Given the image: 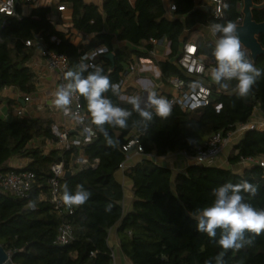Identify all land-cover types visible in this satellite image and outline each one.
<instances>
[{"label":"trees","instance_id":"obj_1","mask_svg":"<svg viewBox=\"0 0 264 264\" xmlns=\"http://www.w3.org/2000/svg\"><path fill=\"white\" fill-rule=\"evenodd\" d=\"M60 1L71 11V27L94 37L89 43L74 44L69 37L70 25L65 26L63 20L51 22L50 0L33 5L21 18L0 13V91L13 86L25 94L35 92V75L28 66L35 45L26 42L35 41L38 35L48 49L67 54L69 70H74L84 53L105 46L108 51L98 55L95 64L104 69L112 83L120 79L124 62L129 63L133 54H147L153 48L151 39L165 37L171 52L167 60L159 63L163 80L173 76L194 80L170 59L178 56L181 46L199 26L210 28L212 23L228 21L239 24L243 19V0H223L221 17L214 16L209 8L200 7L197 0H171L176 7L173 19L167 16L163 0H104L102 9L84 0ZM17 10L22 11L19 4ZM253 14L256 21H264V7L255 9ZM52 35L58 41H51ZM114 38L130 46L115 49ZM259 40L264 47V34ZM197 43L199 53L205 56L206 69L215 67L212 54L215 41L199 36ZM111 53L113 60L109 57ZM252 62L264 69V55ZM235 84L234 80L229 82V89L224 90L212 83L210 105L193 111L172 108L166 119L154 116L147 129L134 125L140 119L135 112L126 129L105 125L109 135L119 141L118 146H108L103 135L96 132L94 140L84 147L93 165L76 169L69 165V160L72 151L78 153L77 149L44 151L43 142L55 140L50 118L28 117L20 111L10 120L0 116V171L30 170L36 175L25 197L0 189V244L20 264H114L108 238L117 225L120 248L132 264H206L209 260L215 264L213 258L222 251L216 243L219 230L216 240L198 233L191 216L197 209L213 203V188L241 180L259 186L255 197L245 194V198L253 207L264 209V166L254 164L237 172L230 167L193 162L184 171L174 173L169 167L143 157L124 170L133 190L128 212L123 209L124 187L116 173L127 156L123 146L134 137L138 140L135 148L141 146L143 155L185 152L194 156L200 138H209L217 131L224 134L235 131L239 125L249 123L257 109L264 115V76L244 98L232 91ZM105 95L114 104L131 110V105L111 91ZM82 102L87 111L83 97ZM11 103L21 106L17 101ZM217 103L222 106L219 112L215 109ZM248 156L264 159V127L246 130L234 144L228 160L233 165ZM14 157L27 158L28 163L24 167H11L9 162ZM60 161L65 162L70 172L62 179V193L65 184L73 194L77 185H83L91 193L85 204L57 209L50 201L51 166ZM30 201L36 203L34 210L28 207ZM64 223L72 227L74 238L68 244L58 245L55 239ZM224 260L225 264H264V233L240 250H229Z\"/></svg>","mask_w":264,"mask_h":264},{"label":"clouds","instance_id":"obj_2","mask_svg":"<svg viewBox=\"0 0 264 264\" xmlns=\"http://www.w3.org/2000/svg\"><path fill=\"white\" fill-rule=\"evenodd\" d=\"M210 31L217 37L212 53L216 64L210 71L212 81L221 89L228 90L229 82L234 80L236 84L232 91L240 98L247 97L258 79L264 76V69L257 68L242 50L236 23H212ZM107 51L106 47L96 48L90 55L84 54L74 70L66 71L63 74L65 83L55 90L52 105L67 114L71 110L73 98L83 97L91 117V125L95 126L94 132L91 126L85 125L84 133L91 136L98 132L103 135L108 146L117 147L119 141L109 135L105 125L126 129L135 112L140 119L135 121L134 125L147 129L154 116L166 119L171 115L172 103L158 96L155 91H148L146 97L121 96L120 84L112 83L101 66L88 62ZM201 87L200 81L190 85L193 90ZM109 91L131 105V110L114 104L105 95ZM77 107L79 108V105ZM73 118L77 123L84 124V117L79 112L73 113ZM258 190L257 184L247 180L235 184L224 183L212 189L214 201L210 206L197 209L192 214L198 233H206L209 238L216 240L219 230L216 243L222 251L213 258L215 264H225L224 256L229 250H240L252 244L255 236L264 233V209L253 207L245 198V194L255 197ZM90 196L91 193L83 185H77L73 194L65 184L61 199L65 206L71 208L85 204ZM28 207L34 210L36 203L30 201ZM206 264H213V260L206 261Z\"/></svg>","mask_w":264,"mask_h":264},{"label":"built area","instance_id":"obj_3","mask_svg":"<svg viewBox=\"0 0 264 264\" xmlns=\"http://www.w3.org/2000/svg\"><path fill=\"white\" fill-rule=\"evenodd\" d=\"M36 0H0V13L4 15L10 16H17L19 18L22 17V12L17 10V5L20 2L24 3H34ZM212 7H210L211 12L216 17H221L223 15V0H211ZM65 5L61 4L58 5V11H64ZM171 10H175L176 7L172 3L170 6ZM239 18L238 20H241ZM51 22L54 23L55 20L51 19ZM50 40L55 42L58 41L56 35H52ZM164 40L163 38L160 39H151V43L159 44ZM27 45H34V41L30 40L26 42ZM105 47V46H99ZM96 47V48H99ZM94 48V49H96ZM38 49L40 50L41 56L43 57L45 65L54 70L57 73V88L64 84L65 81L63 80V74L69 70L70 61L69 57L65 53H58L54 50L48 49L44 44H38ZM93 49V50H94ZM245 51L246 56L253 61L251 57V53L248 49L242 47ZM88 51L84 54H91L93 51ZM83 54V55H84ZM82 55V56H83ZM96 59V58H95ZM89 63H95V60L88 61ZM178 65L185 71L186 75L189 76H196L200 77L203 76L206 72L205 63L201 60L198 45L194 42H187L184 45V48L178 58ZM135 69V64H128L125 66L123 71L121 72V77L115 83L120 84L121 89V96H131L124 91V87L126 85V79L130 72ZM199 80H185L179 76H173L169 79V83L175 89V94L172 95H159L172 103V108H180L184 111H193L198 108L210 105L212 101V94L213 89L210 85L206 83H202L201 88H197L195 90L190 88V85L194 82ZM56 88V89H57ZM121 99V98H120ZM25 100H29V97H26ZM79 105V108L77 107ZM221 104L217 103L215 105V109L219 112L221 109ZM70 112L65 113L62 110H58L64 117L70 119L73 123V131L67 128H62L59 123L54 122L52 124V131L55 136V139L61 144V149L64 151H72L73 149H77V152L72 151L71 159L69 160V165L73 168L79 167H88L89 165H93L90 162V159L87 155H85L84 147L90 144L95 135L89 136L88 134L84 133L83 128L85 125L91 126L93 131L95 129L93 125H91V117L89 116L88 112L83 106L82 97L73 98L72 105L70 106ZM84 117V124H79L73 118V113H77ZM264 124H256L254 121L249 122L247 124H241L235 131L228 132L224 134L222 131L214 132L208 140L203 144L197 147L196 154L194 156H188L194 163L200 164H212L214 163L215 159L223 152L224 148L233 140L234 136L243 135V133L248 129L253 128H263ZM138 144V140L136 137L130 139L126 145L123 146V150L127 152L126 159L120 164L119 169L125 170L126 169V162L130 159V156L133 152L137 154H142L143 148L141 146H135ZM134 148V149H133ZM242 164L246 165V167L252 166L254 164H260L264 166V159H260L258 157H242L241 162ZM66 164L64 161L56 162L51 166V175L49 178V186H50V201L54 204V206L59 209L64 206L62 202V179L65 176L67 169L65 168ZM36 181V175L34 172L30 170H22L16 171L14 169H7L5 171H0V189L4 191H8L18 197H25L30 192L33 184ZM74 238V233L72 227L64 223L60 226L58 230L57 237L55 239V243L58 245H65L70 243ZM8 259L6 263L3 264H20L15 262L12 259V255L10 251H7ZM114 257V264H115V256Z\"/></svg>","mask_w":264,"mask_h":264},{"label":"crops","instance_id":"obj_4","mask_svg":"<svg viewBox=\"0 0 264 264\" xmlns=\"http://www.w3.org/2000/svg\"><path fill=\"white\" fill-rule=\"evenodd\" d=\"M46 2L49 0H36L34 3H24L20 2L19 5L22 9V14L26 15L30 12L33 5H37L38 3ZM52 6V19L55 20L54 23H59V21H64L65 26L70 25V40L74 44L79 43H89L90 40L94 37V34L84 35L83 33L77 31L75 28L71 27L70 15L71 11L68 8H65L64 11H58V5L64 4L60 0H50ZM87 3H95L100 9L103 7L104 0H84ZM173 2L171 0H163L164 7L166 9L167 16L171 19L174 18L173 11L170 9V6ZM197 3L200 7L209 8L212 7L211 0H197ZM65 5V4H64ZM243 7V3H242ZM241 7V12H242ZM62 26V25H61ZM211 33L209 27L199 26L197 31L194 32L190 38L181 46L179 50L178 56L172 57L170 60L178 65V57L180 56L184 45L187 42L197 43V38L193 39V35L199 34L201 32ZM38 38L34 41L35 45V53L31 60L28 62V66L31 68L35 75V84L36 90L31 94H25L13 86L6 87L0 91V116L5 119H12L13 115L17 112H21L25 116L28 117H44L50 118L53 123L57 122L62 128H67L74 133L73 123L70 119L64 117L53 105L52 99L53 94L57 88V73L54 70L49 69L41 56L40 50L38 49V44H44L43 39L37 36ZM216 38V36H215ZM152 50L147 52V54L132 55V59L129 63L124 62V66L132 63L135 64V69L130 72L126 79V85L124 87L125 93L133 96L138 95L141 97H146L148 91H155L157 95H172L175 94V89L169 83V80L165 81L162 78V71L159 66L161 61H165L168 59L169 54L171 52L170 42L167 38L164 37V40L159 44H153ZM127 46H130V43L126 41H120L116 38L113 39V47L115 49H122ZM199 46V45H198ZM142 49V48H141ZM199 49V48H198ZM144 51V50H143ZM145 52V53H146ZM200 58L205 63V56L201 53ZM179 66V65H178ZM211 68H207L206 72L203 76H189L194 80H199L202 83H206L208 85H212L214 82H210V71ZM26 97H29V100H25ZM11 101H17L21 104L20 107L18 105H13ZM254 121L256 124H264V115L262 110L257 109L254 115V118L250 121ZM242 135L234 136L233 140L224 148L223 152L215 159L214 163L210 165L221 166V167H230L237 172H242L246 165L242 163L230 164L228 157L232 151V148L235 143L239 141ZM208 140L207 137L200 138L198 142V146L204 144ZM40 141V140H39ZM61 144L55 140H46L43 142V149L45 152H49L51 149H61ZM143 157H148L153 159L156 163L160 165H164L169 167L174 173H178L180 171H184L190 164L193 163L192 159L188 157L185 152L178 153H169L166 156H157L156 154H137L135 152L132 153L130 159L126 162V167L136 163ZM28 163L27 158H19L14 157L9 162V166L11 167H24ZM116 178L122 183L124 187V199H123V209L124 212H128L132 207L133 201V190H132V181L125 175L124 170H118L116 173ZM108 243L110 247L113 249V253L115 256V264H132L126 256L123 254L119 239L117 235V225L114 226L109 232ZM117 252L115 253V251Z\"/></svg>","mask_w":264,"mask_h":264},{"label":"water","instance_id":"obj_5","mask_svg":"<svg viewBox=\"0 0 264 264\" xmlns=\"http://www.w3.org/2000/svg\"><path fill=\"white\" fill-rule=\"evenodd\" d=\"M18 2V0H16ZM264 7V2L257 4L254 0H243L242 14L243 19L238 25V35L242 42V47L248 49L255 62L259 56L264 55V47L259 40V36L264 34V21L258 22L254 19L253 11ZM109 57L113 60L114 54ZM70 172H66V175ZM8 254L0 244V264L6 263Z\"/></svg>","mask_w":264,"mask_h":264},{"label":"rangeland","instance_id":"obj_6","mask_svg":"<svg viewBox=\"0 0 264 264\" xmlns=\"http://www.w3.org/2000/svg\"><path fill=\"white\" fill-rule=\"evenodd\" d=\"M198 35H200V36H203V37H207L208 39H211V40H213V41H215L217 38H215V36H213L212 34H210V33H207V32H201V33H199V34H195V35H193V39H196V37L198 36ZM209 81L210 82H213L212 81V79H211V77H210V79H209ZM114 252V251H113ZM117 252V250L115 251V253Z\"/></svg>","mask_w":264,"mask_h":264}]
</instances>
